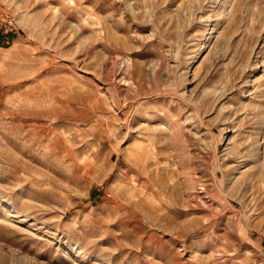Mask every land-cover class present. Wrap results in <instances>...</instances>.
I'll return each instance as SVG.
<instances>
[{"label":"rangeland","instance_id":"374dc122","mask_svg":"<svg viewBox=\"0 0 264 264\" xmlns=\"http://www.w3.org/2000/svg\"><path fill=\"white\" fill-rule=\"evenodd\" d=\"M0 264H264V0H0Z\"/></svg>","mask_w":264,"mask_h":264},{"label":"built area","instance_id":"2783aa9c","mask_svg":"<svg viewBox=\"0 0 264 264\" xmlns=\"http://www.w3.org/2000/svg\"><path fill=\"white\" fill-rule=\"evenodd\" d=\"M13 29V23L12 21H2L0 22V35H6L10 32H12Z\"/></svg>","mask_w":264,"mask_h":264}]
</instances>
